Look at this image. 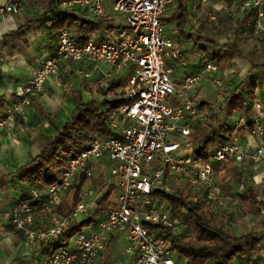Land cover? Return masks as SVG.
Segmentation results:
<instances>
[{
    "label": "built area",
    "instance_id": "2783aa9c",
    "mask_svg": "<svg viewBox=\"0 0 264 264\" xmlns=\"http://www.w3.org/2000/svg\"><path fill=\"white\" fill-rule=\"evenodd\" d=\"M176 4L177 0H113V9L126 26L83 45L70 30L58 31L52 55L42 58L28 81L17 88L7 117L0 120V130L9 132L17 118L26 119L33 103L45 92L47 81L59 77L63 64L78 65L76 73L85 78L102 65L110 66L112 72L97 82L99 89L108 87L110 76L127 74L125 104L108 118L111 135L93 138L69 158L58 182L43 190L33 189L29 198L11 211V224L28 243L48 247V264H97L111 237L125 240L114 264H188L165 237L181 234L184 217L164 195L179 189L205 209L231 215L240 195L250 187L244 179H234L233 171L247 161L256 164L264 159V144L251 151L240 142L237 132L248 127L252 137L264 139L260 102L251 121H236L231 141L209 147L199 156L203 146L194 145L197 127L210 117L192 94L207 79L223 89L229 76L221 74L219 64L200 49L194 51L199 71L188 73L181 83L174 81V63L189 67L186 51L168 36L163 22ZM200 7L203 22L220 25L218 12L223 8L211 0H200ZM226 7L234 12L236 24L254 13V33L264 40V0H234ZM57 9L76 12L84 19L105 17L104 0H62ZM22 10L19 0H8L0 14L14 16ZM197 30L194 27L190 33L197 35ZM95 98L100 102L112 99L102 92ZM113 104L112 100L107 108ZM94 178L104 179L101 186L85 185ZM78 185L80 200L71 215H59L57 209ZM232 186L234 193L230 192ZM100 202L107 208L101 213L98 230H83L67 238L72 224L96 212ZM41 216L48 217L47 226L38 224ZM242 264H255L253 250Z\"/></svg>",
    "mask_w": 264,
    "mask_h": 264
},
{
    "label": "crops",
    "instance_id": "0c3cea01",
    "mask_svg": "<svg viewBox=\"0 0 264 264\" xmlns=\"http://www.w3.org/2000/svg\"><path fill=\"white\" fill-rule=\"evenodd\" d=\"M7 1L0 0V7H3ZM232 1L234 0H211L212 4L223 8L218 12L220 25L213 26L202 21L200 0H190L188 3L190 27L187 28V34H191L192 28L198 27L197 35L193 36H199L205 40L196 46L194 38L186 39L177 30L173 15L178 7V2L168 11L171 13V22L167 23L166 15L163 18L168 36L183 46L189 63L188 68H182L178 63H174V81L176 83H181L188 73L194 74L199 71L200 66L194 56L195 50H205L213 58H217L225 55V45L236 43L242 52V55H236L230 60L226 70H221V74L229 76L223 89L216 88L207 79L192 94L195 101L203 105L205 113L210 117L204 126L197 127L199 134L207 128L211 120L218 126L230 130H234L236 121L241 119L251 121L255 115L256 104L259 102L264 111V70H254L244 57L247 55L257 62L263 61L264 40L256 35L248 25L237 29V25L243 22L234 23V12L226 7V4L232 3ZM104 6L105 17L101 21L114 25L115 30L124 28L125 20L121 15L115 13L113 0H104ZM42 13L43 10L36 4V1L29 0L28 5L23 7V10L17 15L0 14V120L5 116V111L12 106L17 88L28 81L32 73L39 67L40 60L52 55L54 51V42L47 25L48 22L43 25L36 22L27 23L29 19ZM20 25H25L21 35L4 39L9 33L15 32ZM108 34L109 32L102 31L99 33V38L103 39ZM78 68L79 66L76 64H63L59 77L47 81L45 92L33 103L27 113L28 117L26 119L17 118L9 132L0 130V264H48L47 254H43L36 245L28 243L11 224V211L24 196V190L19 186L24 185L19 181V177L9 178L8 175L15 174L40 153L44 147L41 137L57 136L55 128L63 126L75 110L72 98L77 93L80 92L85 100L96 99L98 80L102 78L103 74L109 75L112 72V68L108 65H102L99 70L94 71H91L92 67H85L86 70L92 72L90 78H85L76 73ZM110 77L111 80L122 83L120 86L122 87L127 74H114ZM240 85L243 87L241 94L247 101L249 111L247 114L239 112L230 114L226 109V99ZM251 86L255 87L253 99H251ZM222 107L224 108L222 109ZM237 132L240 134V142L251 151L264 144V139L250 135L248 127H240ZM247 162L252 163L251 161ZM262 165L264 167V159ZM234 171L237 175V178L233 175L234 179H244V170L241 169V166ZM19 191L21 192L20 198ZM230 192L234 193L235 188ZM259 200H261L260 197ZM241 204L240 198L237 209L242 208ZM97 217L101 219L102 215ZM99 222L100 220H96L94 224L84 230L91 232L98 230ZM38 224L47 226L49 224L48 217H39ZM121 239L122 237L109 239L101 260L97 264H102L107 252L119 251L117 248ZM254 245L250 246L248 252L253 250L255 264H264V236L259 243ZM119 252L121 257L122 250ZM245 259L246 256L236 258L233 264H242Z\"/></svg>",
    "mask_w": 264,
    "mask_h": 264
},
{
    "label": "trees",
    "instance_id": "16d2710c",
    "mask_svg": "<svg viewBox=\"0 0 264 264\" xmlns=\"http://www.w3.org/2000/svg\"><path fill=\"white\" fill-rule=\"evenodd\" d=\"M43 13L29 19L27 23L36 22L39 25L50 22L48 28L54 42V35L60 30H70L76 38V41L83 45L90 39L99 38L102 31L112 32L116 27L101 20H87L82 18L76 12L58 11V4L62 0H35ZM178 7L174 11L173 20L177 24L179 34L186 39H195L196 44H202L204 38L194 37L187 34V28L190 27L189 8L190 0H177ZM256 20L253 13L248 16L246 21L237 25V29L248 25L251 30ZM25 25H20L15 32L9 33L4 39L21 35ZM226 53L224 56L213 58L220 66L222 71L226 70L230 60L236 55H242L239 46L236 43L224 46ZM251 64L254 70H264V59L261 62L253 60L249 56H244ZM125 83V80H124ZM122 83L115 80L109 82L108 87L99 89L98 92L106 97L111 95L112 99H105L100 102L96 99L85 100L79 92L72 98L75 110L70 119L63 125L57 126V136H43L41 140L44 143L40 153L33 157L29 163L21 167L15 174L8 175L9 178L19 177V181L24 185V196L21 201H26L33 189H46L60 180L63 171L68 166L69 158L77 151L86 148L93 138L110 136L111 131L108 128V118L110 114L125 104V87H120ZM255 87L251 86V99L254 96ZM242 85L237 87L226 99V109L228 113L239 112L247 114L249 106L244 100L241 92ZM112 100L115 104L107 108ZM203 108V105H200ZM224 107H222L223 109ZM7 117V110L5 116ZM2 120V119H1ZM233 130L218 126L214 121L208 124L207 128L197 135L194 139L196 147L203 146L199 152V156H204L209 147L222 145L232 140ZM230 171H233L230 169ZM234 177L237 178L235 171ZM102 181V180H101ZM81 185L74 187V198L66 199L57 209L59 215L69 217L79 202L81 193ZM108 195H106L107 197ZM169 203L179 213L183 214L185 224L188 222L191 226L190 235H179L171 237L165 234V237L173 243L174 249L186 259L188 264H233L236 258L248 256L249 248L252 244L260 242L264 236V201L259 200L260 195L257 191L248 187V189L240 195L242 211L245 215L251 214L255 218L261 219L259 231H250L239 236H235L232 232L226 230L228 216L219 213L213 218H207L202 206L194 203L177 189L176 192L164 195ZM107 205L99 203V209L90 214L86 220L75 222L72 224L70 231L66 234L67 238L73 237L85 228L90 227L96 222V216L105 210ZM184 211V212H183ZM43 254H48V247L40 248Z\"/></svg>",
    "mask_w": 264,
    "mask_h": 264
},
{
    "label": "rangeland",
    "instance_id": "374dc122",
    "mask_svg": "<svg viewBox=\"0 0 264 264\" xmlns=\"http://www.w3.org/2000/svg\"><path fill=\"white\" fill-rule=\"evenodd\" d=\"M29 0H20V3L22 4L23 7L28 5ZM168 18V22H171V18L170 12H167L165 14ZM206 47V46H205ZM123 87H125V83L123 85ZM211 100H214L213 98H211ZM199 130L196 131L197 135ZM39 144H41L39 142ZM241 169L244 170V175L243 178L245 181H247L248 185L252 188H254L257 193L260 195V199L263 200L264 199V167L262 165V162L259 163H249V162H245L241 165ZM255 177V178H254ZM255 179V180H253ZM104 179H97L94 178L92 180H90L89 182L86 181L87 183H85V185H91L94 187H99L101 186V183ZM257 180V182H255ZM20 189H25L24 186H19ZM234 186L230 187V190L233 191L234 190ZM26 190V189H25ZM74 193L75 191L71 192L70 195L67 196L66 199L71 200L74 198ZM184 195L186 197H188V199H190V194H187L185 191L183 192ZM19 198L21 197V192H18ZM105 205V204H104ZM205 215L207 218H213L216 215H218L219 213H223L222 211H220L219 209H205L204 207H202ZM104 212V210H103ZM102 212H100L97 216H101ZM213 213V216L208 217L207 214ZM96 216V220H100L98 217ZM88 217H81L79 218L78 222H81L82 220H86ZM260 223L261 220L259 218H255L251 215H245L242 211V209H236L235 212H233L231 215L228 216V220H227V228L226 230L232 232L233 235L235 236H239L242 235L244 233H248L250 231H258L260 229ZM191 226L190 224L187 222L183 225L182 231H181V235H190L191 234ZM254 244H252L253 246ZM125 246V242L123 240V237L121 239V242L118 245L117 250L121 251L124 249ZM255 246V245H254ZM119 251H109L106 253V255L104 256V261L102 262V264H114L116 262V260L120 257V252Z\"/></svg>",
    "mask_w": 264,
    "mask_h": 264
}]
</instances>
